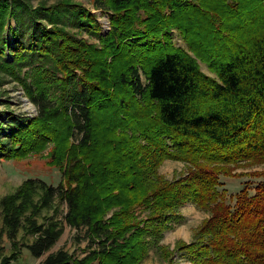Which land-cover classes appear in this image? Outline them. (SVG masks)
<instances>
[{
	"label": "trees",
	"instance_id": "1",
	"mask_svg": "<svg viewBox=\"0 0 264 264\" xmlns=\"http://www.w3.org/2000/svg\"><path fill=\"white\" fill-rule=\"evenodd\" d=\"M208 1L224 3L219 25ZM94 2L112 12L107 35L69 1L0 0V77L38 108L33 118L0 112V158L52 144L66 179L58 187L28 179L0 200V264H17L23 251L40 259L56 245L57 200L68 205L67 224L86 228L97 247L81 259L59 250L40 264H141L152 248L166 264H264V171L250 174L263 178L254 194L219 191L220 175L264 164V0ZM178 25L215 77L168 41ZM69 27L97 35L101 47ZM165 161L185 163L186 174L166 180ZM187 204L210 217L174 259L161 242Z\"/></svg>",
	"mask_w": 264,
	"mask_h": 264
},
{
	"label": "rangeland",
	"instance_id": "2",
	"mask_svg": "<svg viewBox=\"0 0 264 264\" xmlns=\"http://www.w3.org/2000/svg\"><path fill=\"white\" fill-rule=\"evenodd\" d=\"M69 1L70 3L80 5L87 10L91 11L97 16L99 23L101 24L102 35H107L111 30V17L112 12L102 11L95 7L94 0H30V3L34 6L44 5L50 7L58 4L59 2ZM231 1H229L230 3ZM223 1H208V18L213 20L216 25L224 19L223 12L217 7L222 6ZM11 25L15 26L14 21H11ZM67 32L72 37L81 41L87 45L101 47L100 39L97 35L91 34L88 31H79L72 27L67 28ZM168 41L173 42L176 47L184 49L194 58L199 57L198 60L200 67L204 73L209 76L215 77L207 65L202 62L203 58L198 54L193 42L187 38L184 28L180 25L176 26L167 33ZM141 74V80L143 85L146 84L145 76ZM10 110L17 115H25L27 117H35L38 115V108L31 102V100L25 95L21 86L18 83L13 82L9 78L0 77V112L6 114ZM76 140L80 139V135H76ZM145 143V141H143ZM55 146L52 144L46 146L40 151L29 154L25 158H19L15 160H7L0 158V200L8 194L14 193L18 188L28 179H37L47 182L48 184L58 187V185L66 182L63 174L60 172L59 166L52 160L51 155ZM264 171L263 165H254L249 168L237 169L234 173L237 174L234 177H226L220 175V187L219 191L227 192V196H235L242 189L248 187L250 194H254L257 183L262 181V177H254L251 173H259ZM161 176L168 181H173L181 178L186 174V165L182 162L165 161L159 170ZM57 210L50 212L54 219L60 221L63 227V234L57 241L56 245L40 259L32 258L27 251H23L17 264H40L46 260V258L59 250L69 252L75 258L85 257L90 248H96L97 245L91 244L87 238L86 228L75 229L70 227L65 217L68 213V205L65 202L56 201ZM180 215L182 220L174 224L173 230L165 234L161 245L170 251L168 257L174 256L177 259L176 252L179 243L190 244L194 241L195 233L198 231L203 222L210 217V214L204 211L197 210L191 206H185L180 209ZM2 217L0 214V222ZM28 242L33 241V237L26 238ZM4 246L6 247V254L10 253V242L5 237ZM175 254V255H174ZM164 256L158 251V249H150L146 259L141 264H166ZM94 264H98L97 262ZM179 264H190L186 259H180Z\"/></svg>",
	"mask_w": 264,
	"mask_h": 264
},
{
	"label": "crops",
	"instance_id": "3",
	"mask_svg": "<svg viewBox=\"0 0 264 264\" xmlns=\"http://www.w3.org/2000/svg\"><path fill=\"white\" fill-rule=\"evenodd\" d=\"M185 206H191V207H193V208H196L194 204H187V205H185ZM185 206H184V207H185ZM182 208H183V207H182Z\"/></svg>",
	"mask_w": 264,
	"mask_h": 264
}]
</instances>
